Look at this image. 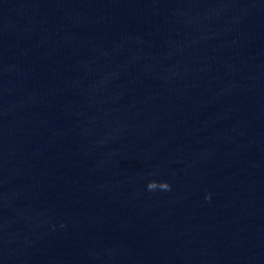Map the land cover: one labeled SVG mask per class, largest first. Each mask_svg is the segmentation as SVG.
I'll return each instance as SVG.
<instances>
[{
    "label": "water",
    "instance_id": "1",
    "mask_svg": "<svg viewBox=\"0 0 264 264\" xmlns=\"http://www.w3.org/2000/svg\"><path fill=\"white\" fill-rule=\"evenodd\" d=\"M0 264H264V0H0Z\"/></svg>",
    "mask_w": 264,
    "mask_h": 264
},
{
    "label": "clouds",
    "instance_id": "2",
    "mask_svg": "<svg viewBox=\"0 0 264 264\" xmlns=\"http://www.w3.org/2000/svg\"><path fill=\"white\" fill-rule=\"evenodd\" d=\"M146 188L148 191H155L157 189L170 191L171 185L166 181L149 180L146 184ZM205 199H210V194L206 196Z\"/></svg>",
    "mask_w": 264,
    "mask_h": 264
}]
</instances>
